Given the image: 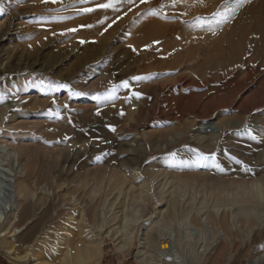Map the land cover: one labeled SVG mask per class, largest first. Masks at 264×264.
Segmentation results:
<instances>
[{"label": "rangeland", "instance_id": "rangeland-1", "mask_svg": "<svg viewBox=\"0 0 264 264\" xmlns=\"http://www.w3.org/2000/svg\"><path fill=\"white\" fill-rule=\"evenodd\" d=\"M105 2L0 0V264H29L35 246L59 264L53 235L80 215L86 230L69 250L90 236L102 250L87 264H142L154 257L138 262L133 244L166 201L180 207L181 181L187 208L149 232L168 230L182 264H248L264 253L261 221L240 215L264 175V0H244L227 20L213 15L225 0H136L119 12ZM227 166L249 173H226L216 196L233 199L215 200L207 175ZM180 222L194 230L188 244Z\"/></svg>", "mask_w": 264, "mask_h": 264}, {"label": "bare ground", "instance_id": "bare-ground-1", "mask_svg": "<svg viewBox=\"0 0 264 264\" xmlns=\"http://www.w3.org/2000/svg\"><path fill=\"white\" fill-rule=\"evenodd\" d=\"M224 124H226V123H224ZM224 126H225L224 127L225 130L227 131L228 126L227 125H224ZM208 162H209L208 164H210L211 160ZM132 170H134V169H132ZM230 171L236 177L237 176L240 177L241 175H247V173H249V172H246V170L243 171V169L242 170L236 169L235 166L234 167L227 166V168L222 171V175H220V176L207 175V177H210L211 179H213L215 181L214 184H216L215 186H209L208 187L209 193H210V190H213V192H214V194L212 193L213 197L216 196V192H215L216 190L220 189L219 191L221 192V190L226 186L224 184L226 182L225 174L230 172ZM256 172L257 171L255 170L252 173L255 174ZM139 173L136 172L135 175L140 176ZM222 178H224V180ZM24 182H21V184L19 185V187H18L19 192L21 194L28 196L31 192V190L29 189L30 186H28ZM144 184H145V181H144ZM188 188L189 187L185 182H182V181L178 182V191L180 192L179 193L180 194V196H179L180 207H177L175 201L172 200V198H170L168 201H166V203H165V205L167 206L166 211L161 210V209L157 210V213H156L157 220L145 223L146 229H148V232L142 231L139 234L138 239H136V241L133 244L135 246H133L131 244V242L134 241V240L132 241L133 236L132 235L130 236L127 233L126 234L123 233L125 237H124V241L122 242V246L131 244V246H133V249L135 247L137 257L139 258L138 262L142 261V259L144 261L146 259L145 257L153 256L154 258L151 257L148 260L146 259L147 261L145 260L143 263H145V264H182V259H181L182 255H180V253H178V251L175 248V241L176 240L174 239V236L167 230V231L163 232L162 234L160 233L158 235L157 239H155L153 234H151L149 231H150V228L154 226V224H156L155 226H160V225L166 226L169 224L171 225L172 220L176 219V216L178 215V213L183 212L187 208V207H184L183 202H184V198H185L186 191L188 190ZM248 195L251 196V199L253 200L254 204L250 205V207L245 205V204L241 205L240 215H242L244 218H247L249 220L251 219L252 222L261 221L260 225L263 228V230L261 231L262 232L261 235L263 236L264 235V175H263L260 182H254V184L252 185V190L250 191V193H248ZM219 198H224V199L226 198V200H228V201L229 200L231 201L233 199V197H230L228 194H227V196L226 195H221V196L217 195L215 197V200H217ZM167 199H168V197H167ZM189 199H190V196H189ZM195 199H196V196L193 195L192 200L194 201ZM155 202L158 203V202H160V200L157 199ZM162 211H165L166 213L168 212L167 215L164 216L165 214H163L164 212H162ZM215 211H217V210H215ZM214 214H215V212H214ZM159 216H160V218H158ZM261 218H263V219L261 220ZM177 220L181 221V218L177 219ZM67 221H68V223L66 222L67 224H65L64 226H62V228H60L61 229L60 232L58 231L59 233H56L55 235H53L54 240L52 239L53 242H51L52 248L55 250L53 255L55 257H58V258L61 257V260L58 261L59 264H85V263L87 264V262H90V261L93 262L96 258H99L100 254H101V250H102L101 249L102 248L101 243L98 240L92 239L90 236H87L83 239L84 240L83 242L85 245L82 246L80 244L82 247L77 245L78 243L74 244L76 246L72 247V251L69 250L68 247H66L70 239H72L73 237H75L78 234H82L86 230V220L83 218V215H80V220H76V218L71 216V219L67 220ZM127 221H128L127 219H124L123 223L121 221V223H122L121 229L125 228V226L127 225ZM134 222H136V221H134ZM168 222H170V223L167 224ZM173 222H174V220H173ZM180 223H182V227H181L182 230H181L180 238L178 239V242L181 245H182V243L188 244V241H190L189 239L191 237H193V235H194V232H193L194 230L191 229L189 226L188 227L184 226L183 225L184 222H180ZM214 223L216 225H218L219 228L223 225H225V226L228 225L227 221L224 218L217 217L216 214H215ZM180 226H181V224H180ZM161 227L163 228V226H161ZM161 227L159 228L160 230H161ZM131 233L133 234V232H131ZM257 240H259V238ZM213 242L214 243H211L209 247H213V248L215 247L217 242L215 243V240ZM253 242H255V241L253 240ZM4 243L6 245V248L11 250V248L13 247V244L10 241H8V242L4 241ZM183 247H184V245H183ZM256 247H258V246H256ZM223 249H224V247H223ZM197 251H198V249H197ZM211 252L212 251H210L209 254L212 256L213 252L212 253ZM41 253H42V248H40L39 246H35L34 252H33V257H32V259L29 258L30 259L29 264H55V262L52 263V262L46 261L44 259H41L39 257H35ZM218 255H220V254H218ZM26 256L27 255H24V256H18L17 254L14 255V257L18 260H21V259L25 258ZM263 257H264V253H262L261 255H259L256 258H253L251 261H249L250 263L248 262V264H257L260 260L263 259ZM127 260H128V258H127ZM96 261H99V260H96ZM96 261H94V263Z\"/></svg>", "mask_w": 264, "mask_h": 264}, {"label": "snow or ice", "instance_id": "snow-or-ice-1", "mask_svg": "<svg viewBox=\"0 0 264 264\" xmlns=\"http://www.w3.org/2000/svg\"><path fill=\"white\" fill-rule=\"evenodd\" d=\"M42 3H57L59 2V0H41ZM89 0H80L81 4H86L88 3ZM179 0H173V3H178ZM244 2V0H237L235 7H229L228 6V2L227 0H225V11L224 13H213L214 16H221L223 19L227 20L229 18V15L236 11V9H238L240 6H242V3ZM140 3L144 4V3H149V0H140ZM129 5V11H131V6L136 4V0H107V2L105 3H100L97 5L98 8L101 9H112L113 11L119 12L120 11V6L123 5ZM161 7H163V4L161 5ZM95 9L92 7H84L82 9L79 10L78 14H86V13H90L92 11H94ZM4 9L2 6H0V12H3ZM152 14H157V10L156 9H152ZM126 14V13H125ZM120 17H117V19H119ZM57 19H64L63 17H57ZM116 21L113 20V23H115ZM100 23H103V21H100ZM84 27H91L92 25H83ZM109 27H111V25H109ZM76 29H69L68 31H75ZM81 43H83V41H81ZM133 80H140V79H144V77H132ZM61 87H67L66 85H61ZM118 86L113 85V87L111 89H109V95L111 97L114 98L115 96V90ZM120 87H124V88H128L129 84L128 81H122ZM74 95H80V93H73ZM132 95L136 96L137 98L141 95L140 93L136 92V93H132ZM99 99V97H94ZM121 115H123V113H121ZM115 129H113L114 131ZM251 135V134H250ZM252 139H256L255 136L251 137ZM204 157L201 156L200 159H203Z\"/></svg>", "mask_w": 264, "mask_h": 264}]
</instances>
